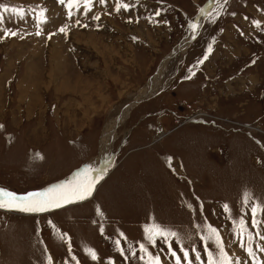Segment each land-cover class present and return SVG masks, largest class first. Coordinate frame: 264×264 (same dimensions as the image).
<instances>
[{
    "label": "rangeland",
    "instance_id": "obj_1",
    "mask_svg": "<svg viewBox=\"0 0 264 264\" xmlns=\"http://www.w3.org/2000/svg\"><path fill=\"white\" fill-rule=\"evenodd\" d=\"M212 1L121 0L131 7L117 12V0H106L87 15L83 5L74 6L70 19L68 0H0L25 11L23 18L3 13L0 24V187L42 191L87 165L107 168L84 201L35 217L0 209V264H41L45 246L54 264H74L49 220L71 238L80 264H125L113 240L121 239L130 256L134 236L130 243L144 255L139 245H148L143 226L151 218L177 230L190 256L195 246L205 258L200 237L206 218L240 264L264 262V240L255 235H264V223L251 225V207L264 205V0L223 2L187 50L166 61ZM230 22L234 26L226 28ZM240 23L248 36L240 35ZM5 28L17 35L5 36ZM159 73L160 84L139 101ZM128 109L102 150L106 128ZM245 191L252 193L246 207ZM240 216L254 234L255 259L234 235ZM148 246L156 253L162 245ZM177 246L173 241L183 264ZM85 247L99 259L91 260ZM165 253L166 246L163 264H172ZM127 264L142 262L130 258Z\"/></svg>",
    "mask_w": 264,
    "mask_h": 264
},
{
    "label": "snow or ice",
    "instance_id": "obj_2",
    "mask_svg": "<svg viewBox=\"0 0 264 264\" xmlns=\"http://www.w3.org/2000/svg\"><path fill=\"white\" fill-rule=\"evenodd\" d=\"M105 4L106 0H68L67 8H68V17H71L75 14L72 9L75 6L77 10H79L80 6L83 5L85 9V15L91 12L94 3ZM226 3L227 0H224ZM59 3L62 5L65 4V0H59ZM131 5L129 3L121 2V0H117L115 10L120 12L123 10H129ZM0 24L4 22L3 13L11 12L13 14L19 15L21 18L24 17L25 11L23 9H19L16 7H9L4 4H0ZM46 9H42L40 12L41 18L44 17V12ZM203 11V10H201ZM160 13L157 12L156 15ZM92 20L99 21L101 18L99 15L91 16ZM131 22V21H129ZM157 22V21H154ZM80 25V21L76 22ZM158 23V22H157ZM166 23V21H165ZM257 26H259V22H256ZM82 27L87 28L88 25H81ZM191 30L195 31L197 29V23H192L190 25ZM68 26L61 27L59 31L61 33L68 32ZM5 36L12 35L16 36L17 32L11 31L7 28L3 29ZM40 35V32L36 33ZM54 35V33H53ZM51 38V36H49ZM209 53L212 52V47L209 45L208 50ZM208 57L205 56L206 60ZM203 61H201L202 63ZM194 75V73H193ZM3 126L0 125V128ZM42 158V157H41ZM171 157L167 158V163L171 167ZM175 171V169H173ZM105 168L101 167H93L92 165H87L83 169L78 170L76 174L71 179H66L63 183L54 185L52 187L47 188L44 191H31L24 194H17L11 190L0 187V209L6 211H20L25 213H44L48 212L52 209H58L64 206L65 204H71L77 201H84L88 197H90L95 189L96 184L99 182L100 178L104 175ZM252 198V193L245 191L243 193L242 203L246 207L249 204L250 199ZM190 208L191 204L188 205ZM202 208V205H201ZM223 208L226 212L229 213L231 218V209L228 204H224ZM97 214L103 216V212L97 211ZM264 214V205H261L259 202L255 203L254 206L251 207V225L253 228L259 229L260 225L264 223L261 219H258V216ZM247 215V213H246ZM152 219V224H145L143 226L144 229V239L148 241L153 248L157 246V240L161 242V247L155 255L149 250V247L144 243H140L139 252L144 255H137V250L132 247V244L129 242L128 244V252L129 255H125V248L121 245V239H114L113 244L115 245L116 250L123 257L125 264L127 261L131 259L138 260L142 262V264H163L161 260V252H164V246L167 247V253H165L166 259H171L172 264H182L181 255L177 253L176 250L172 248V242L175 241L179 245V252L183 255V264H240L239 257L230 256L226 251L225 243L223 237L221 236L219 230L212 226L211 224L206 222L203 225V228L206 230L205 234L200 237L203 242V253L204 259H202L201 251L197 250L195 246L191 248V252L193 256H190L189 249L186 248L181 240L180 234L177 230H174L171 226H165L157 223L154 218ZM233 224L236 225L234 228V235L240 241V246L245 248L249 257L256 258V252L253 250V240L254 234L248 228V221L245 220L244 216H240L238 221L233 220ZM50 227L54 230V235L61 242L66 243L68 258L70 261L74 262V264H80L78 258L75 255H72V245L71 238L66 233H61L59 229L49 220ZM200 228V225H197ZM101 232L103 233V228L101 227ZM255 235L260 236L261 240H264V235H260V232L257 231ZM120 237H123L127 240V237L124 236V233H120ZM247 238V245L244 244V238ZM111 239V238H110ZM213 245V247H209V244ZM261 251H264V246L260 247ZM85 253L90 257L91 260L97 261L99 259L97 252L91 247L84 248ZM41 264H54L53 257L50 253L47 252V248L43 249V260ZM67 264V261L64 262ZM109 264H115L114 261L110 260ZM257 264H264V262L257 261Z\"/></svg>",
    "mask_w": 264,
    "mask_h": 264
},
{
    "label": "bare ground",
    "instance_id": "obj_3",
    "mask_svg": "<svg viewBox=\"0 0 264 264\" xmlns=\"http://www.w3.org/2000/svg\"><path fill=\"white\" fill-rule=\"evenodd\" d=\"M219 1V2H218ZM223 2H224V0H213L211 3V5L209 6V8H206L207 10H205V12L203 11V13L200 15V17H199V19L197 20V29L195 30V31H193V30H191L190 29V32L188 33V35L186 36V38L182 41V43L183 44H181V45H178L177 46V48L172 52V53H170V55H169V57L166 59V61L171 57V56H173L174 54H176V53H180V52H184V51H186L187 50V47H188V45H189V43H190V41L195 37V35L199 32V29H200V27H201V24L203 23V21H204V19H205V17L208 15V13L211 11V10H213L214 8H217L218 6H220V5H222L223 4ZM215 10V9H214ZM197 16V15H196ZM193 21V20H192ZM191 21V22H192ZM191 22H190V24H191ZM166 61H165V63H164V65H163V67L162 68H164V66H165V64H166ZM160 74L161 73H159L158 74V76L151 82V84H149L146 88H144V90L140 93V99H139V101H141V100H144L143 99V97L145 96L146 97V95H148V94H151L150 92H152V91H154V89H155V87H157L159 84H160ZM148 97H149V95H148ZM138 103V102H137ZM129 110L130 109H128L127 111H125L123 114V117L120 119V120H118L117 122H115V124H109L108 125V127L106 128V130H105V132H104V134H103V138H102V144H101V149L102 150H104L105 148H106V145H107V143H108V141H109V139L110 138H112V135H113V133H114V131H115V129H116V125L119 123V124H121L122 122H123V120L127 117V115H128V112H129ZM114 136V135H113ZM110 142V141H109ZM101 155H100V159H101ZM99 159V160H100ZM101 168H105V167H103V165L102 166H100ZM106 170H107V168H105ZM106 170H105V172H106ZM104 172V173H105ZM104 178V177H103ZM105 179V178H104ZM60 183H62V182H59L58 184H60ZM102 183V182H101ZM97 189V188H96ZM70 205H72V203L70 204ZM51 211V210H50Z\"/></svg>",
    "mask_w": 264,
    "mask_h": 264
}]
</instances>
